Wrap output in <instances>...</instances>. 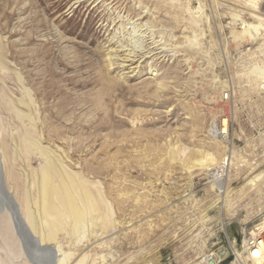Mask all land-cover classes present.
Returning <instances> with one entry per match:
<instances>
[{"label":"rangeland","instance_id":"1","mask_svg":"<svg viewBox=\"0 0 264 264\" xmlns=\"http://www.w3.org/2000/svg\"><path fill=\"white\" fill-rule=\"evenodd\" d=\"M262 62L264 0H0V264H196L241 245L264 220ZM40 147L97 202L77 232L25 222Z\"/></svg>","mask_w":264,"mask_h":264},{"label":"bare ground","instance_id":"2","mask_svg":"<svg viewBox=\"0 0 264 264\" xmlns=\"http://www.w3.org/2000/svg\"><path fill=\"white\" fill-rule=\"evenodd\" d=\"M258 19L260 21H263V20H261V18H258ZM254 28L258 29V27H254ZM134 32H135V30H134ZM242 34L243 33H241V35ZM138 42H140V41H138ZM122 47H121V49H122ZM135 51H136V49H135ZM134 58H135V56H134ZM130 59H131V56H130ZM130 59L127 60V61L125 59V61L128 62V63L134 61V60L132 61ZM262 63H264V62H262ZM126 66L130 67L131 65L128 64ZM138 68H139V66L133 67L132 68L133 72L136 71ZM253 68H254V70H257L258 72H260L259 76H262L263 79H264V68L261 67V65L260 66H255ZM138 72H139V70H138ZM25 117H26V115H25ZM217 128H218V130H220L221 133L225 134L227 132V130H228V122H227V120L221 119L217 123ZM218 135L219 134H217L216 136H218ZM32 143H33V145H35L34 142H32ZM37 150H40V154H41L40 156L43 157V161H44V158H46L45 159L46 161L43 162L44 164H42V166H41L42 162L40 163L41 167L39 166L40 168H38L37 173H36V176H37L38 179L37 178L34 179V181L37 180L36 181L37 185L35 183L34 184L38 188V200L36 201V204H35L37 206V215H34L32 213L33 211L32 212L30 211L31 208H29L30 210L27 208L26 212L29 210L28 213H27L28 214V220L27 221L25 220V222H27V225L30 228H32V230L35 233L36 232H44L43 230L45 228L46 229V233L47 232L50 233V236H49V234H48V236L50 238H55L56 235L58 234V232H62L65 229L63 221H66V219H69L71 221V225L70 224L69 225L73 227L71 229H73L74 231L77 232V230H79L81 228L83 223L84 222L86 223L85 220L87 218L88 213L94 212L93 210L98 207L97 202H96V200H94V198H93L91 192L89 191V189H87L81 182H79L76 179L75 176L71 175V173H69L66 169H65V171H62L60 169V164L61 163L59 164L58 161H57L58 159L56 160V156L54 155V152H52L50 150H47V149H42V148L41 149L38 148ZM209 155H210V158L207 157V155L203 156L202 160L198 161V165H200V166H202L204 168L207 167V169H208L209 162L211 160H216V158L213 155H211V154H209ZM227 160L230 161V159H227ZM228 161H225V166H224L225 169L227 167H229L230 164H231V161H230V164L228 163ZM219 168H220V165H218L216 169H219ZM213 171L214 170H212L211 172H213ZM225 173H226V170H225L224 174ZM224 174H223V172L217 173L215 175L216 177L214 178V181H215V179H219L218 181H221L220 178H222ZM216 184H217V186H220L219 183H216ZM27 192H26V195L28 196ZM30 195H31V193H30ZM31 198H32V196H31ZM25 202H26V199H25ZM27 203H28V200H27ZM27 206L29 207V205H27ZM32 206H34V205H32ZM90 216H91V218L93 217L91 214H90ZM89 218H87V220L91 219V218L90 219ZM94 224H95V222L93 223V225ZM261 225L264 226V220H263V223ZM225 227H226V224L224 223L223 224V229H225ZM2 229H3V227H2ZM43 242H44V240H43ZM215 252L217 254H219V255H222V256H224L226 254V250H225L224 247L219 248ZM196 264H202V263L199 262V263H196Z\"/></svg>","mask_w":264,"mask_h":264},{"label":"built area","instance_id":"3","mask_svg":"<svg viewBox=\"0 0 264 264\" xmlns=\"http://www.w3.org/2000/svg\"><path fill=\"white\" fill-rule=\"evenodd\" d=\"M226 100L229 95L224 96ZM231 129L229 123V130ZM225 134H219L218 137L223 139L228 138ZM216 169L210 174L211 182L219 183L222 186L223 177L215 179L217 173L223 172V168ZM214 174V175H213ZM213 175V176H212ZM226 254L224 256L213 251L203 252L201 256L202 264H264V226L255 227L249 235L245 236L241 245L238 246L234 238L226 236V246L224 247Z\"/></svg>","mask_w":264,"mask_h":264}]
</instances>
